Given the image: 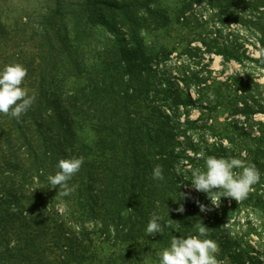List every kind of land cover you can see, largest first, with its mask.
<instances>
[{
    "label": "trees",
    "instance_id": "16d2710c",
    "mask_svg": "<svg viewBox=\"0 0 264 264\" xmlns=\"http://www.w3.org/2000/svg\"><path fill=\"white\" fill-rule=\"evenodd\" d=\"M178 2L171 10L156 0H46L14 22L0 17V70L22 64L27 75L21 87L35 97L19 119L0 113V264H145L174 236L198 235V220L209 228L202 239L220 242L221 259L264 264L237 238L222 239L225 216L201 212L197 201L207 202L206 196L185 188L190 161L192 169L206 170L208 156L239 154L256 166L260 180L246 199L224 197L225 203L232 210L264 209V121L254 119L264 107L247 72L220 81L210 68L216 54L243 70L264 69V0ZM203 4L209 18L197 10ZM139 8L144 10L138 14ZM118 15L126 20L118 24L124 31L105 39L102 21ZM232 24L256 27L259 55L225 38ZM172 25L188 40L183 51L198 64L208 60L195 77L198 88L212 93L205 100L188 95L183 106L226 107L233 118L228 129H235L229 135L225 127L221 134L205 118L203 127L219 140L206 139V147L192 141L193 155L186 153L177 124L189 128L199 120L187 112L182 121L180 103L162 97L166 91L155 84L154 67L172 54L156 40ZM85 129L94 138L87 140ZM73 156H83L84 163L69 181L75 190L61 196L48 177L59 170L60 159ZM181 158L188 160L184 175ZM156 165L163 180L153 179ZM181 204L185 211L178 213ZM153 213L163 217L162 225L174 220L173 226L148 235Z\"/></svg>",
    "mask_w": 264,
    "mask_h": 264
},
{
    "label": "rangeland",
    "instance_id": "374dc122",
    "mask_svg": "<svg viewBox=\"0 0 264 264\" xmlns=\"http://www.w3.org/2000/svg\"><path fill=\"white\" fill-rule=\"evenodd\" d=\"M45 1L46 0H0V17L11 19L9 21L14 22V19H18L21 13H31L32 11L43 7L45 5ZM143 1L146 2V0ZM156 1L157 3L160 2L163 5H167L171 8V10H173L177 5V2L180 0ZM13 9L14 11H11ZM139 9L140 10L137 11L138 14L142 13V11L144 10L142 8ZM197 10H199V13H202L205 17L209 18L210 11L207 9V7H205L204 4L198 6ZM10 12H12V14H10ZM107 20L108 21H106V23L102 21L103 23H101V26L99 27L105 39L106 37L114 35L115 31H124V28L118 25L120 22L126 21L122 15L113 17L109 16ZM115 22L117 23L114 25ZM193 25L194 24H192V27L188 30H185L184 33H189L193 28ZM248 28L250 29H247L246 26H242L239 24H232L231 28L226 29L225 38L235 40L238 39L239 43H243L248 50L252 51L255 55H259V42L257 40L256 27L252 26ZM197 29H199V31H203L205 27L200 25ZM178 30L179 29L176 25H172L168 31L160 33L161 35L157 37L156 41H163L169 47V50H172V54L170 55L168 60L162 61L154 67L156 73L155 84L162 90L166 91L164 95H161L162 97L168 99L170 97L171 101L174 100L180 103L179 109L182 112V121H184L187 112L190 114L191 119L199 120L197 125H192L189 128L185 125L179 126V124H177L179 139L183 144L186 153L193 155L194 152L192 148L190 149V147H188L189 145H191L192 141L195 147H206V139L208 140L207 142L210 143L213 140L219 138L212 136L213 133L210 129H208V127H203L204 121L206 119L208 125H211L212 123L222 134L223 128L226 127L228 129V120L233 118L229 116V109L226 107L213 109L212 107L201 108L200 106H195L190 108L183 106L185 104V101L187 100L188 95H191V97H193L194 99L199 98L205 100L207 94H210L212 92L208 91V89L205 87L198 88L197 80L195 77L196 73H202L203 70H201V68L203 67V63H207L208 60L206 59L203 63L201 62V64H198V59L195 60L194 58H191L188 52L186 53L185 51H183V48L186 47L188 40L185 36H182L183 34L180 36ZM211 57L213 60L210 62V68L212 69L213 78L220 81H225L227 77L232 74H235L237 72H247L250 75V86L253 87L257 95V103L264 107V69L259 70L257 69V67H253L247 70H243L240 64H238L235 60L226 61L222 56L216 54H213ZM197 91L199 92V94ZM226 92L228 91H225V93ZM236 117L240 119L242 118L241 116ZM254 119L264 121V113L256 114L254 116ZM228 130V134L232 135L231 132L235 129L233 127H230ZM84 132V136H88L87 140H91L92 138H94V134L92 135V133L88 129H85ZM237 142L239 145L238 148L241 151L240 143L239 141ZM226 143L227 145H229L228 142ZM235 158L242 159V156L237 154ZM187 162L188 160L186 158H181L180 163H178V169L181 175H184L185 173L184 170L187 166ZM193 163L194 162L190 161L187 169H192ZM187 176L189 181L192 180L191 174H187ZM185 188L195 196H206L207 202L203 203V205H205L208 210L204 212L205 214L207 212L209 214L211 213V215H215L217 213L220 215L222 213L225 216V220L227 221V223L224 222L223 229L221 230L222 239H225L227 236H231L233 240L237 238L242 244L240 248L245 249L244 247L246 246L245 250L248 251L250 255L259 257L260 259H262V261H264V254H261L264 252V209L255 210L251 207H241L232 210L230 208L231 202H228L227 200V202L225 203V198L222 197V190L218 191L217 189L213 190L217 192L212 193L210 198L216 204H219V206L217 207L213 204L212 207V201L207 193L196 191L190 183H186ZM215 242L219 247V251L217 253V260L219 261V264H231V259L227 255H225L223 259L220 258L219 254H221L222 252V247L219 244L220 242ZM252 247H254V249ZM163 249L164 248H160L158 249V251L156 250L157 258H152L151 256H149L146 259L145 264H159V253H161ZM249 254L246 255V258L250 256Z\"/></svg>",
    "mask_w": 264,
    "mask_h": 264
},
{
    "label": "clouds",
    "instance_id": "9594fccd",
    "mask_svg": "<svg viewBox=\"0 0 264 264\" xmlns=\"http://www.w3.org/2000/svg\"><path fill=\"white\" fill-rule=\"evenodd\" d=\"M26 75L27 69L20 63L8 64L0 70V113L19 119L31 107L35 97L29 96L27 90L21 87ZM83 163V156L60 159L57 165L59 170L55 175L48 177L51 188L59 189L61 196L70 195L75 190V186H70L69 181L80 170ZM205 165L206 170H201L199 167L191 169V184L196 191L207 193L209 198L212 193L217 192L213 190L217 189L222 190V197H228L237 202L242 201L248 197L252 186L260 180V173L256 166L245 163L240 158L208 156ZM235 169L241 171H234ZM153 179H164L161 165L154 167ZM211 201L217 207L219 206L212 199ZM197 204L201 212L208 210L199 201ZM175 211L183 213L184 206L181 204ZM161 220L163 217L152 214L146 228L148 235L162 234L165 227L173 226L174 220L168 219L163 225L160 223ZM195 228L198 235H189L187 238L174 236L170 247L164 248L159 253V264H219L218 244L209 238L202 239L208 236L209 228L199 220Z\"/></svg>",
    "mask_w": 264,
    "mask_h": 264
}]
</instances>
